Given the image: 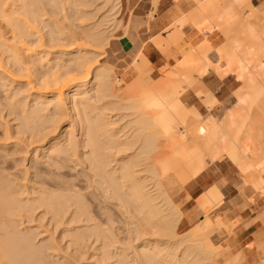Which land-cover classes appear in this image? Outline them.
Listing matches in <instances>:
<instances>
[{
	"label": "bare ground",
	"instance_id": "6f19581e",
	"mask_svg": "<svg viewBox=\"0 0 264 264\" xmlns=\"http://www.w3.org/2000/svg\"><path fill=\"white\" fill-rule=\"evenodd\" d=\"M192 1L194 24L183 15L152 38L183 62L156 79L140 48L118 80L101 59L122 2L105 0L116 5L104 15L95 0H0V115L12 116L5 135L15 138L0 144V264H74L91 241L95 264H219L207 216L178 233L183 212L167 182L184 185L223 156L246 177L238 187L264 174V10L247 20L248 0ZM139 26L133 18L124 33L135 40ZM218 32L213 44L206 34ZM211 76L242 83L221 119ZM45 141L42 158L20 170L27 158L18 155ZM222 199L214 186L197 203L208 211ZM35 216L62 228L71 257L49 262L54 240L39 245V233L21 227Z\"/></svg>",
	"mask_w": 264,
	"mask_h": 264
},
{
	"label": "crops",
	"instance_id": "0c3cea01",
	"mask_svg": "<svg viewBox=\"0 0 264 264\" xmlns=\"http://www.w3.org/2000/svg\"><path fill=\"white\" fill-rule=\"evenodd\" d=\"M195 6L191 0H161L160 8L162 11L154 19L149 20L147 13H145L150 7L149 0H139L134 7L132 17V21L133 18H138L140 21L135 40L125 34L118 42L110 44V52L115 56L119 55L118 63L119 61L127 62V58L132 60L130 54L133 55L140 48H143L146 53L147 46L151 43L153 46L152 54L155 55L157 48L152 38L158 36L179 16H189L196 9ZM263 9L264 0H251L244 11L248 17H252ZM214 34L217 33L210 34V37L214 38ZM216 38L218 39L219 36L217 35ZM176 52L169 51L166 52V55L168 54L167 56L172 58ZM128 64L130 65L123 68L131 69L133 67L131 61ZM228 79L229 77L223 80L218 76H211L207 79V84L213 92H217L225 98L222 93L229 87ZM215 83L218 84L215 85ZM218 99L220 98L218 97ZM201 175L184 185L172 178L169 180L170 182H167L168 192L173 200L177 201L175 203L182 208L184 218L191 220V222L197 218L201 219L205 215L203 214L205 211L197 203V199L201 198L210 187L218 185L223 194V199L216 205V208L223 214L226 222L233 225V232L225 240L226 246L223 254H229L235 264H264V174L260 179H254L242 187L237 186L240 178L234 174L230 176L225 173L221 178L210 174ZM230 178L232 179L230 180Z\"/></svg>",
	"mask_w": 264,
	"mask_h": 264
},
{
	"label": "rangeland",
	"instance_id": "374dc122",
	"mask_svg": "<svg viewBox=\"0 0 264 264\" xmlns=\"http://www.w3.org/2000/svg\"><path fill=\"white\" fill-rule=\"evenodd\" d=\"M96 1V4L95 6L97 5V9H100L99 13L100 14H104L106 13L107 14V11H110L109 9L113 8L114 5L116 4H112L110 3L109 6H106L105 4V0H95ZM122 5L121 7V10H120V13H119V19L122 20L121 22V25H120V29L118 28L117 31H115L114 35H116L117 38H114L112 39L111 43L112 42H118V40L122 37V35H125L124 33V30H129V26H130V23L132 21V17H133V14H134V7L135 5L138 3L139 0H119ZM175 1V0H173ZM192 1V0H191ZM193 2V1H192ZM116 3V2H115ZM160 3H161V0H158V3L157 5L153 6L152 4L153 1L152 0H149V4H150V7L148 8V12H145L147 13V19H154L155 16L157 14H159L162 10L160 8ZM194 3V2H193ZM251 3V0H248L243 6H242V13L244 15V17L247 19V20H253L255 19V17H258V15H261L263 13V10L261 12H259L256 16H252V17H248L246 14H245V11H244V8ZM111 6V7H110ZM95 8V7H94ZM118 10V8H114L113 9V13H116V11ZM197 9L194 10V12H196ZM153 12V13H152ZM192 12L191 14H189L188 18H190V21L192 22L191 18L193 16V13ZM151 13V14H149ZM105 15V14H104ZM180 17H183V15L179 16ZM179 18H177L176 20H178ZM175 20V21H176ZM128 21V22H127ZM173 21V22H175ZM127 22V23H126ZM113 23V22H111ZM193 23V22H192ZM194 24V23H193ZM127 27V28H126ZM165 28V27H164ZM144 30V28H143ZM142 30V32H143ZM217 35L219 36V38L217 39ZM207 37H209L210 40L214 39L213 44H216L218 43V41L222 38V34L221 33H217V34H214V38L210 37V34H206ZM216 38V39H215ZM217 41V42H216ZM156 45V44H155ZM157 48V51L159 53V56H158V53L156 51L155 55L152 54V51H153V46L151 43H149V45L147 46V49H146V54L148 55V66L150 67L151 69V72L152 74L156 77V79L162 77L163 75H165L169 70H171V67L174 66L175 64H177L178 62L181 63L183 62L182 58V54L179 53V52H176L172 58H169L167 55H166V52H162L158 46L156 45L155 46ZM108 53V55H107ZM107 53H105L104 57L101 59V62H104L106 61L107 59H109V62L114 66V68L116 69V72L118 74V80L120 79H123L124 78V75L126 76L128 73H131L133 72V67H131V69H125L123 68L124 66L127 67L128 65V62H130L131 58H127V62H120L118 63V60L117 58H120L119 55L115 56L113 55L111 52H110V45L107 49ZM152 54V55H151ZM110 55V56H109ZM130 56H132L130 54ZM176 58V59H175ZM166 63V65H165ZM133 66V65H132ZM167 66V68H165ZM171 66V67H170ZM163 68L165 70H163ZM162 69V72L161 70ZM164 71V72H163ZM167 71V72H166ZM161 72V73H160ZM166 72V73H165ZM158 77V78H157ZM135 78H133L134 80ZM132 80V81H133ZM117 81V80H116ZM131 81V82H132ZM229 83V87L222 93V95L225 97L223 98L221 96V94L217 93V92H214L216 94L217 97H219V101L221 102H218L216 104H214L213 108H212V113L216 116V118H223L227 113H228V107L232 106L234 103H235V99H234V94H235V91H237V89L241 86V82H238L235 80V78L233 76H229V79H228ZM231 81V82H230ZM118 82V81H117ZM120 82V81H119ZM128 84H130V81L128 82ZM234 89V90H233ZM2 93V90L1 92ZM3 94V93H2ZM32 98V96H30V99ZM216 108V109H215ZM7 112L6 110L3 112V116L6 115ZM208 113L206 114L205 118H207L208 116ZM220 115V116H219ZM2 115H0V144L1 145H9L11 144L12 142L15 141V138H10V139H7V136L5 135V132H6V128L7 127H12L14 121H11L12 119V116H6V118H3ZM219 116V117H218ZM3 120V121H2ZM207 120V119H206ZM8 121V122H7ZM10 122V123H9ZM13 122V123H12ZM5 124V125H4ZM5 128V129H4ZM5 135V136H4ZM5 137V138H4ZM6 140V141H5ZM7 142V143H6ZM45 142H41V143H34L33 145H31L29 147V153L27 154H19L18 157L20 158H27L26 160H22L21 161V164L18 166V168L20 170H25V167H30L31 165V160L32 158L34 159L35 158V155H36V152H37V155L39 157L42 158V153H41V147L40 146H44ZM37 147H40L37 151L35 150V148ZM21 155V156H20ZM24 156V157H23ZM31 158V159H30ZM23 162V163H22ZM208 164L207 165V169L202 173L201 176L203 175H212V176H215V177H222L225 173L227 175H230L232 176L233 174L236 175V177L240 178L242 180V178H246L244 175H242V173L240 172V170L238 169V167H236L226 156H223L221 157L219 160H217L216 162H210L208 160ZM24 167V168H23ZM225 169V170H224ZM18 171L16 170V168H12L10 170V172H14L15 171ZM226 171V172H225ZM224 173V174H223ZM22 174V173H21ZM71 175H76V173L73 171L71 172ZM173 180H176L178 183H180L178 181L177 178L175 177H172ZM232 178H230L231 180ZM248 179V178H247ZM260 179V178H258ZM23 180V179H22ZM20 181V180H17L18 182L22 183V184H25L27 183V181L25 182L24 180L23 181ZM240 180V181H241ZM249 180V179H248ZM252 180L250 181H247V184L250 183ZM25 182V183H24ZM83 185H85L84 183H80V187H83ZM246 185V184H245ZM213 186H217L219 187L218 185H213ZM220 188V187H219ZM200 199V198H199ZM176 201V200H175ZM177 202V201H176ZM198 202V201H197ZM180 208V206H179ZM182 209V208H180ZM204 210V209H203ZM205 211V210H204ZM39 213L41 215V211H37V213L35 215L39 216ZM203 214V216H207V218H209L211 221H212V225L210 226L211 228H213L214 230L212 231L211 228H207L205 231H207L211 241H212V247L214 250H215V253L213 255L214 259L216 262H218L219 264H224L225 262H230L231 264H235L230 255H224L223 253H225V246H226V238L231 235V233L233 232V225L231 224H228V222H226L225 218L222 216L223 214L217 210L216 206L215 207H212L210 210L208 211H205ZM35 216V221L34 222H25V224L21 225L22 228H27V227H30V228H33L32 230L35 229L36 233H39V236L37 235V239H36V243H38L39 245L42 243V242H45L46 240H50L49 238L51 237L52 240H54V245H55V249H52L49 251L48 253V260L50 259V256L53 257L51 258V261H56L57 259H60L61 257H66V255L68 256V253H69V256L71 257V250H73L72 247H70L68 249L67 245L68 244V240L69 238L67 239H63L62 240V237L60 236L62 234V228L60 229H57L55 230L53 225H50L48 224L47 222V219L41 221V220H36L38 217ZM223 222H222V221ZM195 221V222H194ZM193 222H191V220L189 219H185L184 218V215H183V218H182V221L180 222L179 224V229H178V233L181 235V234H185L186 232H188L190 229H192L193 227H195V225H197L201 219L200 218H197L196 220H194ZM221 221V222H220ZM38 222V223H36ZM224 225H223V224ZM202 224V223H201ZM186 225V226H185ZM217 225V226H216ZM220 225V226H219ZM223 225V226H222ZM43 226V227H42ZM185 226V227H184ZM40 227V228H39ZM204 227V226H203ZM217 227V229H216ZM47 228V229H46ZM219 228V229H218ZM212 233H210L211 231ZM202 231V230H201ZM205 231H202V232H205ZM210 231V232H209ZM51 232V233H50ZM44 233V234H43ZM46 233V234H45ZM49 234V235H48ZM61 237V238H60ZM48 238V239H47ZM40 242V243H39ZM59 245V246H58ZM99 244H95V242H90L88 243L87 245L83 246L80 251V254L78 255V257H74L72 258L73 261H75L77 264H95V261H97L98 259V255L100 251H96L98 250ZM96 248V250H95ZM62 249V250H61ZM67 249V251H66ZM54 250V251H53ZM217 250V251H216ZM228 250V249H227ZM53 251V253H52ZM83 251V252H82ZM81 252L83 254H81ZM81 256V257H80ZM80 257V258H79ZM68 258V257H67ZM78 258V259H77ZM82 258V259H81ZM96 258V260H95ZM81 259V260H80ZM49 260V262H51ZM58 261V260H57ZM52 262V263H53ZM79 262V263H78ZM74 263V264H76Z\"/></svg>",
	"mask_w": 264,
	"mask_h": 264
}]
</instances>
